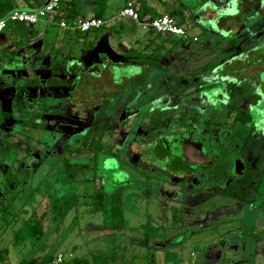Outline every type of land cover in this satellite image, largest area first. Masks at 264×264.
Returning a JSON list of instances; mask_svg holds the SVG:
<instances>
[{"label":"rangeland","instance_id":"obj_1","mask_svg":"<svg viewBox=\"0 0 264 264\" xmlns=\"http://www.w3.org/2000/svg\"><path fill=\"white\" fill-rule=\"evenodd\" d=\"M120 3L113 1L110 10L119 14L124 7L123 5L121 8ZM193 8L195 9L190 6L193 12L190 26L183 25L191 35L200 33L201 40L206 41L204 39L208 38L207 34L194 26L195 23L204 22L201 13L205 7L197 8L196 11ZM108 13L110 12L106 15H110ZM123 19L129 25L128 31L133 33L129 34L122 29L118 32V24L113 28L99 30L97 40L99 42L103 39L107 44L113 45L112 54L116 59L123 57L122 46L126 48L125 51L132 48L142 52V41L145 36L146 40L149 38L146 30L148 28H142V25H138L130 17ZM257 19L253 25L256 31L251 35L255 37L259 32L262 36L248 38V23L247 29L243 26L246 29L243 30L245 37L237 41L235 46L229 43L233 40L232 35L226 33L223 46H216L215 40L211 39L210 49L195 50L193 44L180 42L174 46L172 53L157 57L152 52V46L148 51L152 58L148 57L155 61L153 64L144 54L138 56L142 65L148 60L151 65L147 66L154 71L142 70L140 80L131 83V86L134 84L135 89L142 86V97H146V100L153 96L160 99L155 108L163 110L166 118H160L158 130L143 129L142 138L139 135L127 137L124 132L114 133V146L128 150L131 157L120 173H115L118 164L111 161L109 155L102 167L101 161L96 162L87 150H76L80 147L77 143L81 138L79 132L67 139L66 142L72 149L64 151L59 148L63 141H53L52 135L46 130L48 127L42 124L36 111L25 108L22 113L15 110L12 114H0V252L5 248L9 249L10 264H17L18 260L24 261V264H43L50 255L69 249L67 247L70 244L65 240L70 239L79 243L73 249L76 255L88 258L90 264H264V178L259 194L253 199V205H247L251 202L249 200L242 204L234 200L220 199L215 203L210 200V203L192 208L188 215H184V224L182 218L172 216L171 206L178 207V203L168 200L162 203L155 196V191L150 190L152 194L150 192L147 197L144 190L147 186L145 177L166 173L159 167L160 159L154 150L161 154L163 149L168 148L171 139L168 135L173 127L169 118L174 117V113L181 106L187 105L186 102L203 95L198 104L204 105L208 99L211 104L207 110L222 111L224 117V104L238 100L242 101L244 110L255 115L254 120L263 117L264 50H260L257 44H264V16ZM25 24L12 22L9 31L18 33L20 26ZM37 27L48 29L46 34L49 40L66 41L69 48L74 50L73 54L78 55L84 35H59L52 23L40 22ZM171 47V44L167 46ZM256 48L259 49L257 53H248L257 50ZM211 51H225L227 63L217 66L213 62ZM237 57L242 60H237ZM104 64L101 66L106 68ZM129 68L135 70L133 74H138V66ZM250 69H255L256 73H251ZM151 74L158 79L162 76L165 78L162 82L157 79L150 80ZM66 75L71 76V71H67ZM233 86H241L243 96H240L239 91L234 95L230 93ZM173 101L183 102V105L171 103ZM140 110L142 117L147 116L149 111H154L147 104ZM135 114L137 111L130 116ZM244 125L239 123L237 127H244L243 137H248L249 141L242 138L234 152L240 153L245 149L252 151L256 158L254 172L258 175L264 170V122H259V132L256 129L254 134L243 130L248 127ZM226 139L225 142L230 140ZM138 163L145 168L137 167ZM165 187L167 191L173 189L172 186ZM98 191L106 194L103 209L91 202L92 195ZM118 191L122 192L125 218L123 228L120 229L111 226L112 218L109 213L111 196ZM49 197L51 201L58 199V211L54 212L50 207ZM225 204L228 206L222 207ZM4 206L8 208L7 211H2ZM215 207L219 208L218 213H214L211 218L204 217L205 214L199 212ZM34 211L42 221L44 233L41 239L35 237L32 228L31 214ZM229 215L236 219L227 218ZM220 222L224 224L212 226L219 225ZM91 226H96L106 241L100 238L86 242L84 239H88L90 235L85 233L90 232ZM97 243L103 248L104 254L98 252L95 247ZM93 254L98 256L95 257L97 260L93 258Z\"/></svg>","mask_w":264,"mask_h":264},{"label":"flooded vegetation","instance_id":"obj_2","mask_svg":"<svg viewBox=\"0 0 264 264\" xmlns=\"http://www.w3.org/2000/svg\"><path fill=\"white\" fill-rule=\"evenodd\" d=\"M36 30L34 28L20 35L15 41L14 52L21 59L23 57L26 64L23 66V61L19 58L14 63L15 69L1 66L0 114H12L15 110L22 113L25 108L36 111L42 124L48 127L45 129L50 132L53 141H63L59 148L64 151L72 149L66 141L74 133L79 132L81 135L77 140L80 146L76 149L78 151L85 149L83 140L89 131L97 135L103 134L100 141L104 148L96 155L87 151L96 162L101 161L102 167L109 155L111 161L118 164V170L114 172H122L130 155L121 146H114V133L124 132L127 137L139 135L142 138L143 129L158 130L159 120L165 116L163 110L155 108L160 99L153 96L146 100V97H142V86L135 89L131 86L128 75L115 73L119 68L123 69L130 64L126 61L117 62L112 54L113 49L104 42L106 40L92 42L94 46L86 42L78 50V55H75L66 41L49 40L47 32ZM125 49L122 46V53ZM125 53L128 54L129 50ZM103 63L106 68L101 66ZM67 71H71L72 75L65 76ZM234 74L238 76L237 73ZM202 97L203 95L197 96L186 102L187 105L181 106L174 117L169 118L173 127L168 135L171 138L168 148L163 149L161 154L154 150L160 159L159 167L166 173L160 172L155 177L147 176L144 181L147 184L144 187L147 197L151 191H155L158 201L178 203V207L171 206L172 216L182 218V224L185 223L183 216L188 215L192 208L210 203V200L213 203L220 199L234 200L239 204L249 200L251 202L247 205H253V199L259 194L264 178V170L258 175L254 172L256 158L252 151L245 149L240 153L234 152L242 138L249 141L248 137H243L244 127L239 128L237 124H245L248 127L243 130L252 134L256 129L259 132V122H264V112L261 114L263 117L254 120L255 115L244 110L242 101L233 100L224 104L227 117H223L222 111L207 110L210 100L207 99L204 105L198 104ZM47 98L51 100H43ZM171 103L183 105V102ZM144 104L154 111H149L147 116L142 117L140 109ZM134 111L137 114L130 116ZM248 115L250 120L244 122ZM144 121L146 124H143ZM166 124L167 122L164 123ZM226 138L230 140L225 142ZM136 166L145 168L139 163ZM174 169L179 170V175ZM165 185L172 186L173 189L167 191ZM230 192L239 193L243 197H235ZM227 206L225 204L222 207ZM218 209H201L203 212H199L204 213V217L211 218L214 213H218ZM228 217L236 219L230 215ZM220 223L212 226L224 224ZM222 258L223 256L220 259Z\"/></svg>","mask_w":264,"mask_h":264},{"label":"crops","instance_id":"obj_3","mask_svg":"<svg viewBox=\"0 0 264 264\" xmlns=\"http://www.w3.org/2000/svg\"><path fill=\"white\" fill-rule=\"evenodd\" d=\"M1 1L2 0H0V2ZM44 1L45 0H11V4H12L13 10L32 11L42 6L44 4ZM97 1L98 0H74L75 10L78 14L77 17L74 19L93 17L95 14V9L97 7ZM113 1L115 0H105V12L103 14V18L107 20V24L105 26L99 28L98 30H92L89 33L81 32L82 36L84 35L85 37L84 41L82 42L83 44L86 42L87 43L90 42V45L92 44V46H94V43L92 42H96L99 39V33H100L99 30L105 29V28H113V27H116L118 24H120V28L118 27V32H120V29H122L123 31L124 30L127 31L129 34L132 32L131 30L128 31L130 29L129 25L124 21L123 17L120 16L121 9H120L119 14L117 13V11L114 12L110 10V6ZM117 1L121 2L120 4L122 8L123 5H125L126 1H129V0H117ZM138 1H139V4L137 6L138 12L143 18H153L161 14H166L172 11L178 14L177 18H180V16H185L184 21L180 25L186 24L187 26H190L191 20L193 18V12H192V9H190V6H194L195 9L194 8L193 9L195 11L197 10V8L205 7L201 13L203 16L204 22H200V24L195 23L194 26L199 27L200 29H202V31H204V33L207 34L208 38L204 39L206 41H203V39L201 40L200 33H194L192 35L198 38L197 41H194L190 39L191 37L188 40H183L180 37L176 38L178 36H175V35L161 34V33H157V32L146 29L148 31L147 35L149 36V38H147L146 40L145 38L146 36L144 37L145 40L142 41V52L141 53L147 57L150 56L148 51L152 46L154 47L152 52L154 53L155 57H157V55L166 56L168 55V53H172V51L170 52V50L167 52L168 50L167 46H169L170 44L171 46H176L180 42H187L189 44H193L194 47L196 48L195 50L210 49L209 40L211 39L215 40L216 46L217 45L223 46L225 44L223 42L226 38L225 37L226 35L224 36V34L226 33H229L230 35H232L233 40H231L229 43L230 45L235 46L237 41L242 40L245 37L244 35L245 31L243 30L248 26V23L250 26L248 27L249 29L247 32L248 38L254 39V38H259L260 36H262L261 33L259 32L255 34V37L252 36L251 34L254 33L253 31H256L255 28L253 29V25L258 20L257 18L264 16V0H138ZM61 8L63 12L71 8V0H63V4L61 5ZM107 12H110L108 13L110 15H106ZM244 15L246 16L245 19L243 18ZM41 23H48V22H41ZM52 24H54V26L57 27V28L55 27L54 30H56L57 34L59 35L62 34V36H65V37L68 35H72V36L75 34L78 35L76 31L64 30L63 28H60L56 23H52ZM30 26L31 25L29 24H25L24 26H20V28L18 29L19 30L18 33H13L12 31H9L10 30L9 29V30H6V32L4 31V33L0 35V69H1V66L3 67L5 65L7 69H15L14 63L17 62V60L20 58L14 52L15 51L14 50L15 41L16 39H18L20 35H23L24 33H28L29 32L28 28H30ZM243 26H245V28ZM34 28L35 30L37 29L36 31L38 32L48 31V29L46 28H42L43 29L42 30L40 27H37V24L34 26ZM249 34L251 36H249ZM9 36H11L10 39H9ZM107 45H109L110 48L114 49V46L111 45L110 43ZM257 46L260 47L259 48L260 50H264V44L260 43V45L257 44ZM256 49L257 50H252V52H248V53H254V52L257 53L259 49L258 48ZM73 51L74 50L72 49V53ZM125 52L122 53L123 57L122 58L120 57L116 61L117 62L126 61V63L132 66H136V67L138 66V69H139L138 76H134L135 74L133 73L128 74V78L130 79L131 83H134L140 80V74H141L140 72H142V70L143 71L148 70L151 72L154 71L153 68L149 67L151 64L149 63L148 60L146 63H143L142 65V62L134 61V59H132L130 55L126 54ZM212 54H213V62H216L217 66L221 67L223 66L224 63L225 64L227 63V61L225 60V54H226L225 51H219L215 53L213 52ZM27 56H29L28 53H27ZM238 58L242 60V58L240 57H237V60ZM19 60L23 61L22 63L23 66L24 64H26L23 57L22 59L20 58ZM250 72L254 74L256 73L255 69H250ZM1 73L2 72L0 71V74ZM164 78L165 77L162 76L158 79L156 75L151 74L149 79L150 80L157 79L159 82H162ZM145 83L148 84V82H145ZM159 84L161 83H158V85ZM11 85L13 86L14 83H12ZM89 229H90V232L85 233L87 236L90 235L87 237L88 239H84L86 240V242L88 240L89 241L99 240L100 238L101 240L104 239L106 241V238H104L103 235H100L96 226H93V227L91 226ZM65 241H67V244H70L67 247L69 249H66V250L63 249V250H59L56 252V253L63 252L68 256L65 264H69V262H71L74 258L85 259V257L77 256L76 255L77 253L73 251V249L74 248L76 249L79 243L77 242L75 243V240L73 241V239L65 240ZM63 242L62 244H64ZM95 247L97 248L100 254H104L102 251L103 248L100 247L99 243H97ZM56 253L47 257V261L44 262L43 264H50L51 262L50 259ZM8 255H9V249H8ZM8 255L6 256L7 257L6 261L7 263L10 264ZM92 256H94L93 258H95L96 254H93ZM96 258L95 260H97ZM23 262L24 261L19 262L18 260L17 264H24Z\"/></svg>","mask_w":264,"mask_h":264},{"label":"built area","instance_id":"obj_4","mask_svg":"<svg viewBox=\"0 0 264 264\" xmlns=\"http://www.w3.org/2000/svg\"><path fill=\"white\" fill-rule=\"evenodd\" d=\"M61 9V0H46L42 6L36 10H13L6 16L0 18V35L4 33L8 24L12 22H21L29 25H36L40 22L56 23L60 28L71 31L88 32L94 28H100L107 24L103 17H89L73 19L71 23L67 22L64 17L59 20L54 19V15ZM120 16L130 17L143 28L152 29L157 33L175 35L183 40L190 37L197 41L196 36H192L187 28L177 23L169 14H161L153 18H143L136 9L134 2L129 0L121 9ZM68 256L59 252L56 253L50 264H65Z\"/></svg>","mask_w":264,"mask_h":264},{"label":"trees","instance_id":"obj_5","mask_svg":"<svg viewBox=\"0 0 264 264\" xmlns=\"http://www.w3.org/2000/svg\"><path fill=\"white\" fill-rule=\"evenodd\" d=\"M132 1L134 2L136 9L138 10L137 6L139 4V1L138 0H132ZM127 2L128 1H126V3ZM62 4H63V0H61V5ZM12 10H13V8H12L11 0H2L0 2V18L6 16L10 12H12ZM104 12H105V0H98L94 16L95 17H103ZM166 14H169L170 16H172L177 21L178 24H182V22L184 21L185 16H180V18H177L178 14L176 12L171 11V12L166 13ZM77 15L78 14H77V12L75 10V6H74V0H71V8L67 9L64 12L61 8L54 15V19L59 20L61 17H64L67 20V22L71 23L73 21V19L77 17ZM11 26H12V23L8 24L6 30H9L11 28ZM33 26H35V25H33ZM32 30H34V27L28 28V31H32ZM64 30H68V29H64ZM76 32L78 35H82V33L80 31H76ZM190 39H192V38H190ZM173 48H174V46H172L171 48H168L167 52L169 50H170V52L173 51ZM128 55H130V57L132 59H134V61L139 62L140 57H138V56L142 55V53L135 50V49L130 48ZM153 63H155V61L151 60V64H153ZM130 66H132V65H130ZM130 66H128V67H130ZM238 91H239L240 96H243V88L241 86L231 87L230 93H232L234 95ZM249 120H250L249 115L244 118V122H247ZM252 128L254 129L255 125H253ZM102 137H103V134L97 135V133L89 131L86 134L85 139L83 140V148L90 151V153L94 152V154L96 155L99 151H101L102 148H104V144L100 141V139ZM174 172L179 175V170L174 169ZM230 193H232V192H230ZM232 195L235 197H238V198L243 197L239 193H237V194L232 193ZM48 199L50 200V197ZM122 199H123V197H122L121 191H118L111 196V204L109 207V213H110L111 218H112L111 226L113 228L114 227L119 228V229L123 228L125 218H124V213H123ZM105 201H106V194L102 191H98V192L94 193L91 197V202L94 203L100 209L104 208ZM50 202H51L50 207L52 208V210L54 212H55V210L58 211V209H59L58 199H53L52 201L50 200ZM4 210L7 211L8 208H6L4 206L2 211H4ZM43 215H45V212H43ZM31 220H32V228L34 230L35 237L37 239H41L43 236L44 230L42 228V221H41L40 217L37 216V213L35 211L31 214ZM147 238H149V236H147ZM7 255H8V249L5 248L0 253V264H9L6 261ZM52 258L50 260H52ZM69 264H90V261H89V259H86V258L85 259L74 258L71 262H69Z\"/></svg>","mask_w":264,"mask_h":264},{"label":"water","instance_id":"obj_6","mask_svg":"<svg viewBox=\"0 0 264 264\" xmlns=\"http://www.w3.org/2000/svg\"><path fill=\"white\" fill-rule=\"evenodd\" d=\"M32 26V25H31ZM128 68V69H127ZM124 69V70H123ZM123 69H118V70H116V74H121V73H124V74H126V75H128V74H131V73H134V69L132 70V69H130L129 67H124ZM130 70H132V71H130ZM190 163V162H189ZM191 164V163H190Z\"/></svg>","mask_w":264,"mask_h":264}]
</instances>
